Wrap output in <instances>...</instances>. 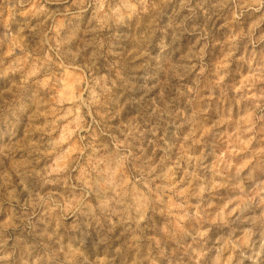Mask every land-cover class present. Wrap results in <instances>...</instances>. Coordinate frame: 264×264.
<instances>
[{
  "label": "clouds",
  "instance_id": "1",
  "mask_svg": "<svg viewBox=\"0 0 264 264\" xmlns=\"http://www.w3.org/2000/svg\"><path fill=\"white\" fill-rule=\"evenodd\" d=\"M0 264H264V0H0Z\"/></svg>",
  "mask_w": 264,
  "mask_h": 264
}]
</instances>
